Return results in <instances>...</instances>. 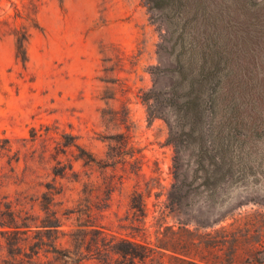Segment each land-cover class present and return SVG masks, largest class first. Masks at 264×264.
<instances>
[{
  "label": "rangeland",
  "instance_id": "1",
  "mask_svg": "<svg viewBox=\"0 0 264 264\" xmlns=\"http://www.w3.org/2000/svg\"><path fill=\"white\" fill-rule=\"evenodd\" d=\"M26 30L24 64L16 34ZM164 36L160 13L143 0H0V220L7 208L43 217V195L55 194L63 247L75 232L93 246L103 236L150 244L155 253L138 264H264V135L251 171L215 194L186 186L170 213L174 148L141 100L172 83L152 73L172 67ZM140 198L146 217L132 207ZM34 264L62 263L42 255Z\"/></svg>",
  "mask_w": 264,
  "mask_h": 264
},
{
  "label": "trees",
  "instance_id": "2",
  "mask_svg": "<svg viewBox=\"0 0 264 264\" xmlns=\"http://www.w3.org/2000/svg\"><path fill=\"white\" fill-rule=\"evenodd\" d=\"M143 1L160 13L164 47L173 57L172 67L152 69L155 76L168 74L170 86L142 92L141 100L148 121L162 119L168 127L177 170L170 213L176 217L187 197L186 186L197 184L215 194L257 162L254 148L264 135V0ZM30 36L28 30L16 34V57L24 64ZM51 196L43 195V217L11 208L1 214L0 234L11 259L5 264H34L42 255H53L62 264H82L89 256L104 264H138L155 253L150 244L129 238L103 236L101 245H88L75 232L63 247L60 238L67 233ZM132 207L146 217L141 198ZM167 207L161 208V219L167 217Z\"/></svg>",
  "mask_w": 264,
  "mask_h": 264
}]
</instances>
